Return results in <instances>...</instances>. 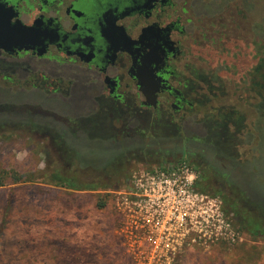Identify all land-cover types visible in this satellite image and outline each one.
Segmentation results:
<instances>
[{
  "label": "flooded vegetation",
  "instance_id": "flooded-vegetation-1",
  "mask_svg": "<svg viewBox=\"0 0 264 264\" xmlns=\"http://www.w3.org/2000/svg\"><path fill=\"white\" fill-rule=\"evenodd\" d=\"M250 4L253 8L250 0H0V30L15 25L16 40L27 42L8 49V40L0 38L7 48L0 49V127L14 118L21 133L36 138L128 140L138 143L139 152L143 138L157 131L168 142L163 153L174 148L166 162L185 158L197 182L205 170L208 178L201 184L229 196L227 190L237 185L213 173L205 157L214 149L232 155L228 149L236 144L228 145L224 136L228 125L221 109L217 115L195 112V104H206L204 95L216 89L211 81L221 70L243 77L250 58L245 34L255 28L253 74L260 72L259 9L249 22ZM32 27L42 31V48L36 35L21 32ZM33 92L62 106H21L2 96Z\"/></svg>",
  "mask_w": 264,
  "mask_h": 264
},
{
  "label": "rangeland",
  "instance_id": "rangeland-1",
  "mask_svg": "<svg viewBox=\"0 0 264 264\" xmlns=\"http://www.w3.org/2000/svg\"><path fill=\"white\" fill-rule=\"evenodd\" d=\"M253 1L254 9L248 5L247 17L252 22L259 9L260 59L264 46V0L250 3ZM257 32L255 28L245 34L244 49H249L250 62L257 51L253 40ZM250 73L254 79L252 87L248 84ZM260 75L261 71L253 74L251 65L242 78H237L231 69H223L212 78L216 89L213 94L204 95L206 104H195V112L211 111L217 115L221 109L220 115H224L228 125L224 136L228 145L236 144L235 149L228 146L229 152L240 160H257L259 171H243L238 176L240 186L255 204L237 190H227L239 208L254 216L259 215V209L264 212V179L262 183L256 178H264V106L256 99L263 91L256 88ZM2 96L9 98L3 101L11 103L15 98L21 106L30 102L54 109L62 106L56 98L34 92L30 96ZM13 133L0 132V221H4L0 264H131L114 244L109 198L100 210L95 208L96 199L122 187L132 172L171 160L169 154L174 153V148L163 153L168 142L157 138V131L143 138L141 152L137 142L131 144L128 140L116 143L98 138H36L27 133L12 138ZM205 158L214 173L217 167L212 158ZM54 172L78 184L93 183L99 189L74 191L59 187L50 179ZM18 176L20 180L14 181ZM212 176L218 181L217 175ZM242 235V243L233 249L217 246L205 253L192 251L178 264H264V238H251L244 232Z\"/></svg>",
  "mask_w": 264,
  "mask_h": 264
},
{
  "label": "built area",
  "instance_id": "built-area-1",
  "mask_svg": "<svg viewBox=\"0 0 264 264\" xmlns=\"http://www.w3.org/2000/svg\"><path fill=\"white\" fill-rule=\"evenodd\" d=\"M185 158L138 169L109 191L114 244L131 264H178L192 251L233 249L243 241L219 196L196 189Z\"/></svg>",
  "mask_w": 264,
  "mask_h": 264
},
{
  "label": "trees",
  "instance_id": "trees-1",
  "mask_svg": "<svg viewBox=\"0 0 264 264\" xmlns=\"http://www.w3.org/2000/svg\"><path fill=\"white\" fill-rule=\"evenodd\" d=\"M250 58H247L245 61V70L248 71L249 65L253 66V61L250 62ZM259 65H260V71L261 75L259 77V84L260 87L262 88V95H261V105L264 106V46H263V51L259 60ZM252 73V72H251ZM248 77V84L250 87L254 85V79L253 77ZM208 157H211L214 161L215 166L217 167V172L219 174L224 175L228 177V180L230 182L234 183L237 185V191L242 194L243 196L246 197V199L255 204L253 199L250 197L247 192L242 189L238 182V176L241 175V173L244 171H248L249 174L253 171H259L258 165H257V160L256 159H246V160H240L239 158L236 157V155H227L223 152L221 149H214L213 151H208L207 152ZM207 157V156H206ZM166 162L160 163L157 166L161 167L165 164ZM239 163V164H238ZM243 169V170H242ZM208 173L207 171H202L200 172V181L196 183V189L200 192L204 193H209L212 195H217L220 197L223 205V209L226 212L232 213L234 217V221L236 224V227L238 230L241 232L246 233L248 236L251 238H264V212L259 209V215L254 216L251 215L249 212L242 210L239 208L235 202L230 196H228L224 191L219 190V189H213V187H210L209 185L201 184V181L204 180L206 181L208 178ZM20 176L14 179V181L18 182L20 179ZM261 182L263 183L264 179L261 175L260 177ZM50 179L54 182L55 185L74 190V191H96L99 189L97 185H94L93 183H76L75 181H71L70 179L64 177L63 175L54 172L53 174L50 175ZM1 186V182H0ZM99 197V196H98ZM109 198L110 200V195L109 194H103L100 195V198L96 199L95 202V208L96 209H103L105 207V200ZM3 219L0 221V231L3 225ZM237 247V246H236ZM2 259V254L0 253V261Z\"/></svg>",
  "mask_w": 264,
  "mask_h": 264
},
{
  "label": "water",
  "instance_id": "water-1",
  "mask_svg": "<svg viewBox=\"0 0 264 264\" xmlns=\"http://www.w3.org/2000/svg\"><path fill=\"white\" fill-rule=\"evenodd\" d=\"M18 27H16L15 25H13L12 27H9L8 29H4V30H0V38H4V39H7L8 40V43L5 44L8 49L9 47L10 48H15L19 45H24L26 44L27 42H24L22 41V43L18 42V40H16V34L18 33ZM22 33H26V36L28 38V35L31 33V34H34L36 35V45L37 47H41L42 48V41H43V36H42V31L38 30V29H35L34 27L32 28H28V29H22L21 30ZM3 33L5 34V36L3 35ZM2 41V40H1ZM0 41V49H4V50H7L6 46L4 44H2ZM42 50V49H41ZM143 96L147 99L148 96L147 94H143ZM152 96V97H151ZM149 97H151V99H153V95H150Z\"/></svg>",
  "mask_w": 264,
  "mask_h": 264
},
{
  "label": "crops",
  "instance_id": "crops-1",
  "mask_svg": "<svg viewBox=\"0 0 264 264\" xmlns=\"http://www.w3.org/2000/svg\"><path fill=\"white\" fill-rule=\"evenodd\" d=\"M14 109V108H11ZM14 119V118H13ZM11 119L10 121H5L4 125L0 127V132L8 130V132H14L13 134H10L12 138H20V135H22L21 131L19 130V126L17 127L15 125V120ZM18 133V134H17ZM9 135V136H10ZM16 135V137H15Z\"/></svg>",
  "mask_w": 264,
  "mask_h": 264
}]
</instances>
